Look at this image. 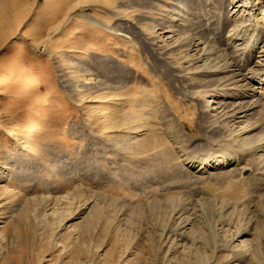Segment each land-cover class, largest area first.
<instances>
[{
	"label": "rangeland",
	"instance_id": "obj_1",
	"mask_svg": "<svg viewBox=\"0 0 264 264\" xmlns=\"http://www.w3.org/2000/svg\"><path fill=\"white\" fill-rule=\"evenodd\" d=\"M25 1L0 264H264V0Z\"/></svg>",
	"mask_w": 264,
	"mask_h": 264
},
{
	"label": "bare ground",
	"instance_id": "obj_2",
	"mask_svg": "<svg viewBox=\"0 0 264 264\" xmlns=\"http://www.w3.org/2000/svg\"><path fill=\"white\" fill-rule=\"evenodd\" d=\"M25 0H0V34L1 29H5L7 26L15 25L24 15L26 12L27 7L25 6ZM7 29V28H6ZM263 29V28H259ZM253 49L249 50L248 53H244V60L246 62L251 61L253 56ZM253 154L264 153V143L258 146L256 149H251ZM250 152V151H249ZM263 156V155H262ZM237 162L234 154L225 153L220 154L219 157H212L209 162H205V164H199V171H203L204 173H208L210 169H221V168H229L230 166L235 165ZM202 165V166H201ZM198 168V169H199ZM224 169V170H225ZM198 171V172H199Z\"/></svg>",
	"mask_w": 264,
	"mask_h": 264
}]
</instances>
